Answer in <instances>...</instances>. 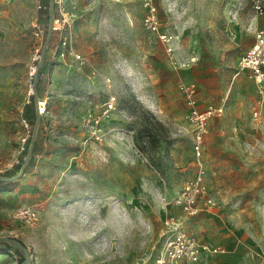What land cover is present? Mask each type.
Masks as SVG:
<instances>
[{
	"label": "rangeland",
	"instance_id": "obj_1",
	"mask_svg": "<svg viewBox=\"0 0 264 264\" xmlns=\"http://www.w3.org/2000/svg\"><path fill=\"white\" fill-rule=\"evenodd\" d=\"M45 1L0 0V173L7 176L30 138L23 105L45 38L47 21L36 20ZM255 1L264 3L153 0V30L145 0H53L58 37L37 101L43 150L29 171L0 185V238L21 240L28 264H156L170 234L166 217L182 214L169 201L196 170L183 88L194 84L209 100L226 96L230 81L221 87L211 71L236 73L249 36L229 42L225 22L235 11L255 16ZM201 162L217 213L189 220L187 230L227 259L234 250H261L244 257L261 262L244 263L264 264V163ZM22 206L36 209L33 225L14 217ZM25 253L0 251V264H19ZM205 253L195 264L216 263L217 252Z\"/></svg>",
	"mask_w": 264,
	"mask_h": 264
},
{
	"label": "crops",
	"instance_id": "obj_2",
	"mask_svg": "<svg viewBox=\"0 0 264 264\" xmlns=\"http://www.w3.org/2000/svg\"><path fill=\"white\" fill-rule=\"evenodd\" d=\"M232 15L234 17L226 19L222 34L227 36L229 42H240L242 36H245L243 32L246 31V36L249 37L247 41L242 42V47L248 45L245 49L246 51L254 41V29L264 26V17L258 15L253 16L252 14L251 18L242 19L241 17H244L245 14H240L236 11ZM211 75L217 78L219 85L223 88L225 87V83L230 82L227 85L228 89L225 97L210 100L205 98L206 95L202 88L196 86L195 98L198 107H203L205 104L210 103L222 108L219 114L214 115L208 121V132L205 136L206 148L202 159L216 164V161L221 163V161H227L232 156H235L237 159L243 161L245 167L264 163V98L260 99L257 95L255 83L250 77L249 71L242 70L237 75L235 73L232 74L231 77L229 76L230 74H220L216 71H211ZM250 110L251 115H249ZM254 113L257 114L254 115ZM229 122L232 127L228 125ZM189 136L190 152L192 155L190 128ZM261 167L264 169V166ZM216 211L217 206L213 205L208 209L201 208L194 216L184 217L183 219L188 227L189 220L203 222L204 217H206V220L209 216L214 218L215 213H217ZM226 222H229L227 218ZM212 246L218 247L219 245ZM234 252L233 255L236 258L227 259L224 257L225 252L221 248L220 252L213 254L216 255L213 256L216 259L215 264H231L230 261H233V264H239L240 262H261V260L255 258H244L246 256H260L261 250L239 249L234 250ZM211 254L206 252L205 256Z\"/></svg>",
	"mask_w": 264,
	"mask_h": 264
},
{
	"label": "built area",
	"instance_id": "obj_3",
	"mask_svg": "<svg viewBox=\"0 0 264 264\" xmlns=\"http://www.w3.org/2000/svg\"><path fill=\"white\" fill-rule=\"evenodd\" d=\"M148 14L145 23L151 29H156L157 18L153 0H145ZM255 15L264 17V3L255 1ZM35 35H42L43 31L36 23L33 24ZM57 30V26H53ZM159 38L168 43L167 34L158 33ZM65 43V39L62 40ZM169 50L171 48L169 47ZM79 56V55H78ZM77 56V57H78ZM79 58V57H78ZM192 62L195 58L191 59ZM183 65H186L185 63ZM242 70H248L250 77L255 83V89L260 99L264 98V26L254 29V41L251 46L241 55L237 63V75ZM35 73V66L31 74ZM32 77V76H31ZM184 99L188 105L187 121L190 127L191 151L196 162L195 176L185 183L169 201L172 206L177 207L182 212L181 216L169 215L165 224L169 227V236L166 238L162 251L155 259L156 264H195L198 263L201 255L207 252H220L218 247L210 248L186 228L184 217L194 216L201 208L208 209L215 205L212 196L209 195L205 186V171L202 165L203 153L205 150V136L208 132V121L211 117L222 111L221 107H216L210 103L203 107L196 104V86L189 84L183 88ZM108 107L112 105L109 103ZM38 113L44 111V104L37 102ZM257 113H254L256 115ZM25 124L27 122L23 119ZM14 217L22 220L25 224L33 225L37 220V211L32 206H22L15 210Z\"/></svg>",
	"mask_w": 264,
	"mask_h": 264
},
{
	"label": "trees",
	"instance_id": "obj_4",
	"mask_svg": "<svg viewBox=\"0 0 264 264\" xmlns=\"http://www.w3.org/2000/svg\"><path fill=\"white\" fill-rule=\"evenodd\" d=\"M45 4L39 5L36 11V20L39 25H42L44 21H47V27L45 29V38L41 45L40 57L35 63V73L32 76V93L28 96L27 102L23 105V119L27 122L30 127V138L24 144L20 157L21 162L15 165L13 168L15 174L12 176H7L5 173H0V185L7 183L13 177L17 176L21 170L23 172L29 171L33 164L35 156H37L43 150V139L45 136L44 123L41 116L38 113L37 101L43 97V93L46 88V73L48 68V59L46 56L47 50L54 48L57 37L58 30L52 28L50 34L48 33V24L50 19L59 18L60 13L56 8V3L52 0L45 1ZM20 250L27 253L25 244L16 238H0V251H12L15 255L18 254ZM19 264L24 263V259Z\"/></svg>",
	"mask_w": 264,
	"mask_h": 264
},
{
	"label": "water",
	"instance_id": "obj_5",
	"mask_svg": "<svg viewBox=\"0 0 264 264\" xmlns=\"http://www.w3.org/2000/svg\"><path fill=\"white\" fill-rule=\"evenodd\" d=\"M51 5H52V0H51V3H50ZM51 30H52V19H50V22H49V24H48V33L50 34V32H51ZM23 172V170H21V173ZM28 254L27 253H25V256H24V263H27L28 262Z\"/></svg>",
	"mask_w": 264,
	"mask_h": 264
}]
</instances>
